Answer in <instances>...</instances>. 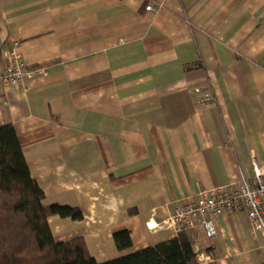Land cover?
I'll use <instances>...</instances> for the list:
<instances>
[{
  "label": "crops",
  "instance_id": "crops-1",
  "mask_svg": "<svg viewBox=\"0 0 264 264\" xmlns=\"http://www.w3.org/2000/svg\"><path fill=\"white\" fill-rule=\"evenodd\" d=\"M18 62L34 74L0 90V126L44 204L83 213L50 217L54 238L99 262L177 237L176 204L264 166V0H0V72ZM214 224L187 231L201 263H264L244 210Z\"/></svg>",
  "mask_w": 264,
  "mask_h": 264
},
{
  "label": "trees",
  "instance_id": "trees-1",
  "mask_svg": "<svg viewBox=\"0 0 264 264\" xmlns=\"http://www.w3.org/2000/svg\"><path fill=\"white\" fill-rule=\"evenodd\" d=\"M198 67L193 63L186 69ZM44 199V191L30 173L14 127L0 126V264H203L187 231L154 246L99 262L90 253L84 237L60 242L54 238L49 218L80 221L81 209L45 205ZM113 238L119 250L132 246L128 229L116 231Z\"/></svg>",
  "mask_w": 264,
  "mask_h": 264
},
{
  "label": "built area",
  "instance_id": "built-area-1",
  "mask_svg": "<svg viewBox=\"0 0 264 264\" xmlns=\"http://www.w3.org/2000/svg\"><path fill=\"white\" fill-rule=\"evenodd\" d=\"M153 10V5H147ZM33 70H28L21 62L13 63L0 72V90L10 86L21 85L29 88L27 79L32 77ZM197 92H202L198 87ZM212 96L203 95V101ZM254 173L251 178H242L238 186H220L210 190L202 189L197 198H185L176 204L169 216V222L177 234L194 228H201L207 238L217 235L214 220L226 214L244 210L249 221L250 233L253 238L264 232V166L253 159Z\"/></svg>",
  "mask_w": 264,
  "mask_h": 264
}]
</instances>
